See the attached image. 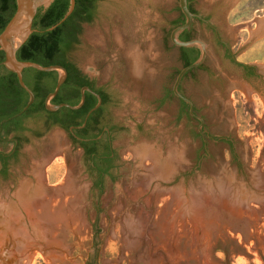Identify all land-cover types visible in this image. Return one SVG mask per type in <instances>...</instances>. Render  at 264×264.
Wrapping results in <instances>:
<instances>
[{
  "label": "rangeland",
  "instance_id": "374dc122",
  "mask_svg": "<svg viewBox=\"0 0 264 264\" xmlns=\"http://www.w3.org/2000/svg\"><path fill=\"white\" fill-rule=\"evenodd\" d=\"M188 4L217 28L194 18L207 57L178 87L203 124L172 90L179 0H96L73 59L111 96L113 167L20 119L0 137V264H264V0Z\"/></svg>",
  "mask_w": 264,
  "mask_h": 264
},
{
  "label": "trees",
  "instance_id": "16d2710c",
  "mask_svg": "<svg viewBox=\"0 0 264 264\" xmlns=\"http://www.w3.org/2000/svg\"><path fill=\"white\" fill-rule=\"evenodd\" d=\"M95 2L96 0H76L75 7L70 15L51 30H48V28L58 23L64 17L68 11L70 2L69 0H54L49 7H40L33 21V28L35 30L17 50V58L20 60L36 61L43 65L60 64L66 68L67 72H71L74 67V47L78 43L79 21L91 20L95 10ZM189 8L193 11L190 5ZM15 10L16 0H0V33ZM179 37L182 40L194 38L191 34V29H186ZM180 49L183 66L195 61L200 54L195 47H180ZM3 59L4 51L0 50V62ZM0 69H4L3 74H0L1 121L20 111L27 103L29 95L20 86L16 73L8 70L1 64ZM57 74L56 71L46 72L31 67L26 68L24 80L33 90L35 101L22 115L8 121L6 125L13 124L16 128H20L16 125L20 122V119L31 116L37 111H39V116L43 115L46 111L43 103L45 95H41V92L38 94V82H42L43 80L44 84L49 86L51 84L50 79ZM52 86L53 84L50 85L49 89H53ZM65 127L69 130L70 124H67Z\"/></svg>",
  "mask_w": 264,
  "mask_h": 264
},
{
  "label": "flooded vegetation",
  "instance_id": "af4514ba",
  "mask_svg": "<svg viewBox=\"0 0 264 264\" xmlns=\"http://www.w3.org/2000/svg\"><path fill=\"white\" fill-rule=\"evenodd\" d=\"M199 19L206 21L209 25H211L208 20L203 17ZM85 23H88V21H79L77 35L78 42L82 26ZM187 29H191V26ZM212 29L217 28L212 26ZM215 32L217 33V30H215ZM218 39H220L219 36ZM73 65V70L71 72H67L65 81L61 84L57 94L52 98L51 103H69L77 105L83 101L81 106L78 108L61 106L56 110L47 109L45 99L55 88L58 80L57 74L50 79V85L53 84V89H49L50 85L46 86L43 80L42 82H38V94L41 92V95H45L43 103L46 111L43 113L45 116L43 121L46 127L55 126L61 129H66L65 126L70 124L68 129L75 143L83 149L84 155L90 158V161L95 169L100 173L105 174L112 169L113 161L116 155V150L112 145V127L109 125V120L112 118L111 96L106 87L99 84L95 78L85 73L74 59ZM241 65L244 66V70L252 68L250 65ZM25 71L26 69L23 71L24 77ZM245 77L249 76L245 75ZM38 113L39 111L35 114ZM8 121L0 127V134L2 138L7 134L17 133L19 130L23 129L21 127L16 128L13 124L6 125ZM7 131L8 133H6ZM20 141V138H14L16 146L20 143Z\"/></svg>",
  "mask_w": 264,
  "mask_h": 264
},
{
  "label": "water",
  "instance_id": "95a60500",
  "mask_svg": "<svg viewBox=\"0 0 264 264\" xmlns=\"http://www.w3.org/2000/svg\"><path fill=\"white\" fill-rule=\"evenodd\" d=\"M54 0H16V10L12 17L9 19L4 29L0 33V50L4 51V59L1 64L4 65L8 70L16 73L20 86L28 93L29 99L23 108L15 113L14 115L3 119L0 122V127L8 120L14 119L22 115L29 106L34 102L35 95L33 90L26 84L24 80L23 71L26 68H34L40 71H56L58 73V80L53 91H51L46 99V107L49 110H56L61 106H67L70 108H78L82 102L77 105L69 103L53 104L51 103L52 98L57 94L61 84L65 81L67 76V70L60 64L43 65L36 61L31 60H20L17 58V50L27 40L30 34L35 30L33 28V21L40 7L47 8ZM70 5L68 11L64 17L56 24L48 28V30L54 29L62 21H64L68 15L73 11L76 0H69ZM179 7L184 14L185 20L183 23L174 27L170 33L171 41L179 47H192L198 46L200 48V54L198 58L192 63L183 66L176 76L173 84V93L184 100L190 106V114L200 120V126L203 124V118L194 112V105L191 99L184 96L179 91V84L183 76L191 69L196 68L203 64L207 57V45L206 42L200 38H192L188 40L180 39L179 35L181 32L189 28L195 17L202 18L199 14L194 13L190 10L188 0H179Z\"/></svg>",
  "mask_w": 264,
  "mask_h": 264
}]
</instances>
